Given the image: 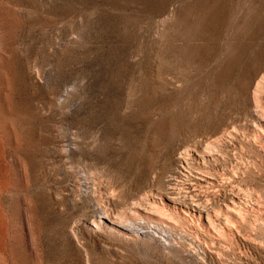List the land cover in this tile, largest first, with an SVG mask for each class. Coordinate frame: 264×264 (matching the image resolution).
Listing matches in <instances>:
<instances>
[{
	"label": "rangeland",
	"instance_id": "obj_1",
	"mask_svg": "<svg viewBox=\"0 0 264 264\" xmlns=\"http://www.w3.org/2000/svg\"><path fill=\"white\" fill-rule=\"evenodd\" d=\"M262 78L264 0H0V264H173L150 240L93 235L96 204L126 212L180 155L249 135ZM220 159L264 219V165L235 166L256 151ZM227 232L207 264H264V228Z\"/></svg>",
	"mask_w": 264,
	"mask_h": 264
},
{
	"label": "bare ground",
	"instance_id": "obj_2",
	"mask_svg": "<svg viewBox=\"0 0 264 264\" xmlns=\"http://www.w3.org/2000/svg\"><path fill=\"white\" fill-rule=\"evenodd\" d=\"M263 100L264 79L252 89L250 101L255 125L249 135L232 130L225 142H215L204 150L195 148L180 155L173 179L168 180L161 190L133 200L125 209L126 212L105 208L97 203V220L89 222L91 233L118 235L133 245H144L140 240H150L165 252V257L173 264H207L208 261L221 263L220 250L215 244L219 233L224 237L227 231L237 234L242 229L264 228L263 214L254 218L257 207L263 209L261 199L255 202L246 200L242 190L233 186L217 171L219 162H222L220 154L223 155L228 147L242 142L252 147L260 159L252 165L236 161L235 166L259 178L258 168L264 165ZM235 178L239 179V176L235 174ZM206 190H215L206 192L212 198L211 202L201 195ZM85 226L87 229V221ZM222 226L226 228L218 231ZM186 228L192 229L197 236L190 242L176 237L177 233H185ZM77 233L74 234L76 239L79 236ZM77 244L85 249L84 245L79 242ZM83 263L92 264L87 250L83 251Z\"/></svg>",
	"mask_w": 264,
	"mask_h": 264
}]
</instances>
